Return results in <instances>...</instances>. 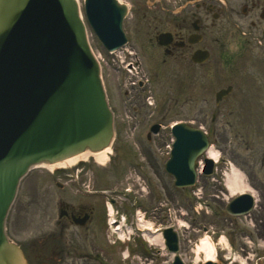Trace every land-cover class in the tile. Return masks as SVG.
<instances>
[{
	"label": "rangeland",
	"instance_id": "374dc122",
	"mask_svg": "<svg viewBox=\"0 0 264 264\" xmlns=\"http://www.w3.org/2000/svg\"><path fill=\"white\" fill-rule=\"evenodd\" d=\"M226 1L228 6L236 11L230 17L235 25H246L250 20L255 21L259 18V10H253L247 17H243L241 15L242 7L247 6L250 9L252 2H259L260 5L264 4V0ZM253 33L256 40H258L259 32L254 31ZM232 39L237 43V40H239L238 30L233 32ZM249 39H252V37ZM227 40L228 38H226ZM90 42L92 44L91 38ZM92 47H94L93 44ZM250 52V58L247 62L252 59V64L237 69L233 74L226 75L228 80L226 84L232 81L241 82L239 87L242 88V91H233L231 96L226 99V103L221 104L222 107L218 111L215 108L214 97L216 91H213V84L211 85L212 91H205V94H210L209 100L203 103L200 98L190 101L187 91H169L166 86L171 82L164 81L165 87L161 88V84L154 85L155 87H150L151 91H145L153 99L154 105L151 109L156 112L153 118L145 123L146 119H144L143 112L146 110L147 105H145L142 91H128L129 101L127 97H123V90L128 88L122 87L121 91H118L120 99L119 106L116 108L120 112L119 122L121 128L119 129L122 131L119 140L114 142L110 149L114 157L108 155L114 161L110 167L108 166V159L102 164L96 163L92 157L85 161L88 163L86 165L91 170L93 169L95 175L98 176V184L107 185V187H100L130 188V199L133 203H136L132 208V212H135L137 207L145 212L147 221L154 224L153 229L157 228L159 224L177 229L180 240L179 253L184 264H198L206 259L204 253H200L198 258L195 254L197 245L203 239H207L213 244L220 257L217 258L220 264H224L223 256L227 254L225 248L228 249L231 256L239 255L241 258L239 260L244 264H253L258 257L264 256V44L252 42ZM161 67L167 66L158 67L149 62L146 64L145 69L152 75L153 72H157L154 71L156 68ZM167 68L175 69L173 63H170ZM138 74V71H133L131 74L123 69H119L118 72L104 69L103 81L107 86V94L112 95L115 92L111 91L114 88L110 89L107 83L115 81V78H119V81L125 80L128 82L130 79H135ZM247 79H250L252 83H248ZM252 92L256 93V102L250 100ZM134 96L139 97L145 106V108H139L141 113L131 111L130 104ZM112 105H116V102ZM113 110L115 109L113 108ZM133 114H136L134 121H138L135 128L131 125ZM213 115H215V121H212ZM126 121L129 122V125L126 124ZM160 121L164 128L158 136L154 137V141L149 144L146 142L140 143L137 135L143 141L144 132L147 129L144 126L155 122L160 123ZM176 122H186L208 133L210 145L219 154L214 174L208 178L198 176L197 183L193 188H175L173 178L169 177L164 171L168 149L172 143L170 125ZM133 132L132 139L131 134ZM124 149H127L134 159L129 158L125 152L127 150ZM118 150V155L115 156ZM155 160L158 162H154ZM97 165H107L109 175ZM71 167L70 169H74L73 166ZM232 168L243 175L244 185L250 187L256 198V208L245 217H230L224 210L226 204L233 198V195L226 189L227 175ZM64 169L56 170L64 171ZM68 169L69 167L66 168V170ZM155 169L159 171L158 174L153 172L156 171ZM49 171L42 167L30 169L28 175L19 185L15 203L6 222L8 237L24 248H28L33 238L40 237L47 228L43 220L47 218L48 213L45 214L47 207L45 196L42 195L46 187L43 176H49ZM33 180H37L38 184L33 185ZM135 180H138L145 191L138 189ZM70 185V188L76 190L75 186ZM35 188L37 189L34 190ZM33 193L36 194L35 201ZM53 193L56 195L59 191L53 188ZM71 193H73V190L70 191ZM59 194L63 195V193ZM73 196L71 195L72 198ZM130 199L123 200V196H121L120 199L117 198V201L125 205L128 204ZM116 210L114 208V213ZM54 212L55 206L50 207V213ZM99 229L103 231V224L99 226ZM75 232L76 229L71 227L66 233L67 249L72 251V248L77 245L78 250L82 251V247L89 239L85 237L74 239L72 235ZM68 237L74 239L76 243L72 244L71 239ZM108 240H100L97 245L98 255L95 253H66L60 264H128L130 258L124 259L126 244L112 245ZM135 243L137 244L135 247L129 246V253L131 255L139 254L145 264L147 262H145L144 256L147 255L142 254V252H145L144 248L151 244V247L158 249V242L155 239L148 244L137 240ZM163 253L167 252L163 251ZM246 253L252 255L248 260L244 255ZM41 254L43 253H25L28 262L31 264L32 258ZM88 254H91V256ZM152 257L154 258L153 264H170L169 254L164 255V257H155L154 255ZM253 258L254 260H252ZM130 261L129 264H139L140 262L135 258H131Z\"/></svg>",
	"mask_w": 264,
	"mask_h": 264
},
{
	"label": "water",
	"instance_id": "95a60500",
	"mask_svg": "<svg viewBox=\"0 0 264 264\" xmlns=\"http://www.w3.org/2000/svg\"><path fill=\"white\" fill-rule=\"evenodd\" d=\"M125 13L114 0L85 1L87 21L107 51L126 43L121 29ZM228 92H218L217 103ZM172 133L175 142L165 170L176 187L193 186L194 162L207 148V139L185 125L175 126ZM112 138V114L76 2L0 0V264H28L4 227L28 168L100 152ZM212 168L206 160L203 174L210 175ZM252 206V197L245 194L231 200L225 211L241 216ZM163 239L175 254L176 234L164 230ZM172 264L183 263L175 256Z\"/></svg>",
	"mask_w": 264,
	"mask_h": 264
},
{
	"label": "flooded vegetation",
	"instance_id": "af4514ba",
	"mask_svg": "<svg viewBox=\"0 0 264 264\" xmlns=\"http://www.w3.org/2000/svg\"><path fill=\"white\" fill-rule=\"evenodd\" d=\"M125 1L128 5L129 16L124 22L123 29L129 45L135 49L131 58L136 61L137 65L154 63L155 57L147 54L143 47H150L158 51L161 57L156 61V65L159 66L158 62H160V66L174 64L175 72L171 75L172 84L176 91H187L190 101H194L195 98L202 99L203 103L208 101L210 94H205V91H212V84L214 88L220 84H222L221 87L226 85V75L233 74L236 69L245 64L249 57L248 49L252 41L249 38L254 37V34L250 33L251 31H261V37L264 39L262 23L251 22L248 25L239 26L231 21L229 15L235 11L231 6H228L226 0ZM260 8H264V4L252 2L251 9L244 8L242 12L245 14L244 16H247L251 11ZM237 30L239 31V40L236 43L232 39V35ZM162 33L168 34L169 43L165 47L157 45V36ZM226 38H228L227 41ZM196 51L208 52L207 61L203 64H194L191 57ZM147 75V82L153 83L155 73L152 75L153 77L149 73ZM147 89L142 82L136 86L133 82V86L130 87V91H142V93ZM234 90L242 91V88L235 87ZM113 91H120V87L114 85ZM118 97H120L118 93L108 95L111 104L117 103ZM123 97H127L130 101L127 92L123 93ZM250 100L256 102V93L252 92ZM221 103L225 104L226 101ZM220 104L215 106L217 111L222 107ZM130 107L132 112L141 113L139 110L142 107L140 98L132 97ZM155 113L152 109L147 108L143 112L145 123L152 119ZM132 118L135 119L136 114H133ZM131 125L133 128L136 127V124L132 123ZM153 125H158V128L152 137L150 128ZM144 127L148 128L144 132L143 141L138 135L137 139L140 143L144 141L151 143L154 141V137L161 133L162 122H155ZM119 128H121L120 123L115 127L117 132L115 142L119 140L122 131ZM133 135L134 132L131 134L132 139ZM155 170L153 172L158 174L159 171ZM104 172L107 173V171ZM43 177L46 187L42 196H45L47 207L45 214L48 213L43 222L47 228L40 237L33 238L29 245V253H44L42 257L37 258L36 263L43 260L47 264H60L66 253L97 254L98 243L100 240L105 241L106 237V202L117 209L114 220L117 223L120 219V212L126 216H130L132 213L130 201L125 205L117 201V198L120 199L121 196H123V200H128L130 195L123 193L124 189L103 188L107 185L98 184V176L88 165H83L77 175L68 171L56 172ZM32 184L37 185V180H33ZM70 184L75 186L76 190L70 188ZM100 186L103 187L100 188ZM53 188L63 195L59 193L54 195ZM72 190L73 193L70 194ZM35 195L33 193L34 201ZM71 195H74L73 198ZM54 206L55 212L50 213V207ZM101 224H103V231L99 229ZM71 227L76 229L72 235L74 239L81 237L89 239L82 247V251L78 250L77 245L72 248V251L67 249L66 233ZM70 239L72 244L76 243L74 239ZM88 255L91 256V254ZM244 255L247 259L251 256L250 253Z\"/></svg>",
	"mask_w": 264,
	"mask_h": 264
},
{
	"label": "bare ground",
	"instance_id": "6f19581e",
	"mask_svg": "<svg viewBox=\"0 0 264 264\" xmlns=\"http://www.w3.org/2000/svg\"><path fill=\"white\" fill-rule=\"evenodd\" d=\"M109 152V148H106L105 150H102L100 152L92 153L89 151L74 155L68 159H65L63 161L54 163V164H42L40 167L46 168L48 170H54L56 168H61L65 166L72 165L78 161H85L89 157H92L94 161L98 164H102L107 159V153ZM207 156L214 160V162L218 159V153H216L213 149H209L207 152ZM226 189L230 192V194L237 195L239 193L244 192H250L252 193L250 187L244 185L243 183V175L235 170L234 168L231 169V173L227 175L226 179ZM148 241H151L152 238H154L151 235H148ZM161 239L160 237H155V240ZM161 241V240H160ZM215 247L213 244L207 240L203 239L199 245H197V249L195 251V254L197 255V258L199 257L200 253H204L207 261H213L215 258ZM198 261V260H197Z\"/></svg>",
	"mask_w": 264,
	"mask_h": 264
}]
</instances>
